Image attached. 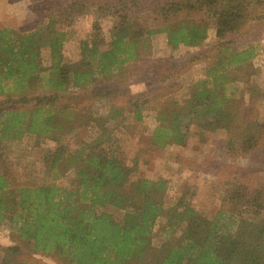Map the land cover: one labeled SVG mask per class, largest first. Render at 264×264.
I'll use <instances>...</instances> for the list:
<instances>
[{
  "label": "trees",
  "instance_id": "1",
  "mask_svg": "<svg viewBox=\"0 0 264 264\" xmlns=\"http://www.w3.org/2000/svg\"><path fill=\"white\" fill-rule=\"evenodd\" d=\"M38 1L43 22L0 26V227L12 242L0 264H264V174L237 170L211 214L188 185L167 202L165 180L139 175L148 149L124 150L127 124L143 123L140 141L147 135L157 150L224 132L223 157L259 149L264 163L255 108L264 87L253 90L250 65L264 0ZM91 15L95 30L81 34L77 20ZM158 33L182 52L152 58ZM72 46L77 59L67 60ZM197 64L201 75L183 84ZM146 65L132 93L127 77ZM120 99L129 113L114 105ZM83 127L87 138L73 145ZM7 143L22 149L13 163ZM160 220L164 239L154 243Z\"/></svg>",
  "mask_w": 264,
  "mask_h": 264
},
{
  "label": "rangeland",
  "instance_id": "2",
  "mask_svg": "<svg viewBox=\"0 0 264 264\" xmlns=\"http://www.w3.org/2000/svg\"><path fill=\"white\" fill-rule=\"evenodd\" d=\"M41 12V4L38 0H2L0 2V26L6 25L17 30L29 28L37 22L44 21L41 18ZM102 25L103 32L106 34L108 24L104 22ZM95 27V18L92 15L77 20V28L81 34H87L95 30ZM251 42L261 46L259 55L250 63L253 68L258 69V72L251 75V85L255 90V88L264 87V27L252 28ZM150 45L154 59L176 57L182 52L180 50L172 51L167 45L163 33L150 36ZM66 57L67 60L77 59V53L73 46L68 48ZM202 69L201 64L191 66L180 76L181 82L188 84L194 81L201 75ZM138 70L137 82L135 79H130L131 76L127 77L126 80L130 84L132 93L143 89V83L139 82V77L149 72L150 66L146 65ZM114 105L124 108L128 113L130 112V108L124 99L116 101ZM255 108L259 118L264 117V100H260ZM146 123L148 125V122ZM127 126L129 137H124L125 152L127 150L128 156H130L137 146L148 149L145 156L147 162L140 164L139 175L154 180H165L164 189L167 202L173 201L178 196L177 192L181 185H188L196 190L194 205L212 214L224 204L223 199L234 187L236 179L233 176L237 170L255 169L259 175L264 174V163L259 149L238 156H222L221 140L224 138V132H218L213 137L204 140L191 137L189 143L184 147L170 145L161 151L150 147L147 135L144 136L142 142L140 141V137L144 134L145 124L129 122ZM85 132L84 127L77 130L73 145H78L87 138ZM2 152L7 161L13 163L21 156L22 149L16 143H7ZM216 165H218L219 170H214ZM16 177L19 182L26 179L25 174L18 169L16 170ZM162 223L163 221L160 220L154 228L152 235L154 243L164 239V224ZM11 244L7 228L0 227V247ZM25 255L29 256V253L25 252ZM36 258L47 264H56L49 258L41 256H36Z\"/></svg>",
  "mask_w": 264,
  "mask_h": 264
}]
</instances>
